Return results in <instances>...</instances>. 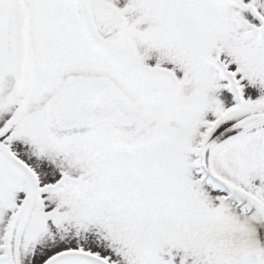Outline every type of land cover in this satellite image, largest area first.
Masks as SVG:
<instances>
[{"label": "snow or ice", "instance_id": "6c2138e0", "mask_svg": "<svg viewBox=\"0 0 264 264\" xmlns=\"http://www.w3.org/2000/svg\"><path fill=\"white\" fill-rule=\"evenodd\" d=\"M0 264H264V0H0Z\"/></svg>", "mask_w": 264, "mask_h": 264}]
</instances>
